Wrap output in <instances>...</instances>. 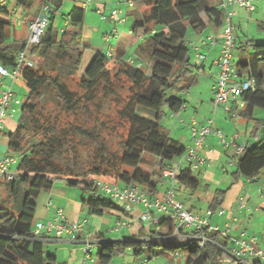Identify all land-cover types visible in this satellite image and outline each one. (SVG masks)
<instances>
[{
    "label": "trees",
    "instance_id": "trees-1",
    "mask_svg": "<svg viewBox=\"0 0 264 264\" xmlns=\"http://www.w3.org/2000/svg\"><path fill=\"white\" fill-rule=\"evenodd\" d=\"M34 1L15 0L24 7ZM46 1L49 25L36 43L4 42L10 22L6 9L0 7V63L9 69L19 65L18 77L27 89L17 127L8 133V147L18 161L17 176L5 182L10 203L0 202V264H56V256L44 250V242L34 236L32 225L36 196L50 189L57 179L66 180L70 186H82L89 193L87 201L91 214H100L103 209H118L110 198L99 193L94 185L96 179L119 186L137 184L145 187L149 194L156 192L153 174L142 168L144 154L157 159L154 174L162 177V170L169 168L187 148L161 124L167 109L173 113L183 109L185 101L176 94L190 87L193 70L201 72L198 64L190 62L185 41L187 28L202 32L208 26L220 27L223 15L219 4L211 5L209 0H134L146 6L142 19L136 20L134 26H150L144 30L137 46L140 54L152 61L150 72L126 61H112L105 53L98 52L79 76L80 25L84 9L72 7L67 13L68 26L58 34L51 20L61 7V0ZM251 45L254 59L264 61V43L252 42ZM20 52L23 57L18 63ZM251 64L235 63L239 72ZM75 75L79 76V91L70 89L67 83ZM252 79L253 86L241 94L246 111L253 107L264 109V74L256 73ZM100 93L117 105L116 112L124 131L118 134L115 150L101 143L96 164L86 167L80 162L69 130H61L59 118L86 103H94ZM137 108L149 112L152 117L140 115ZM257 123L263 138L252 146L245 144L236 160L237 172L247 178L255 177L264 169V121ZM71 129L74 133L90 136L80 126ZM193 172L188 167L181 168L176 183L196 191L200 180ZM224 193L222 189L214 192L212 210L223 201ZM155 227L148 236L151 240L101 242L97 262L109 264L115 255L131 248L134 255L178 253L177 264H239L227 252L234 247L232 238L237 237L203 229L210 241L199 247L189 240L174 242L175 224L168 217H161ZM180 232L185 234L186 230L180 229ZM252 264L263 263L254 260Z\"/></svg>",
    "mask_w": 264,
    "mask_h": 264
},
{
    "label": "crops",
    "instance_id": "crops-1",
    "mask_svg": "<svg viewBox=\"0 0 264 264\" xmlns=\"http://www.w3.org/2000/svg\"><path fill=\"white\" fill-rule=\"evenodd\" d=\"M220 2L221 0H209L211 5H217ZM40 5L41 0H35L28 7L16 4L15 0H6V13L10 25L5 30L4 42L21 44L27 40L29 34L28 24L38 14ZM65 5H67L68 9L62 11ZM74 6L84 9L83 21L86 12L90 11L97 14L103 28V34L112 29H115L118 33L117 37L112 38L107 43L104 42L106 45L102 47L94 44L92 35L94 28L98 29L99 27L87 24L83 27L82 21L80 29L83 37L91 40V46L86 50V45L82 43L80 38V48L82 50L81 64L86 66L88 62L92 61L96 53H105L108 49L112 48V61H126L135 64L144 71H150L152 61L145 54H140L137 48L138 44L142 41L144 30L150 26L147 28L134 26L135 21L142 19L146 10V6L142 1H135L134 6H129L124 0H61V7L51 20V26L57 30L58 34L68 26L67 13ZM111 10H117V18L110 16ZM263 11L264 0H256L253 11L237 7L234 17L236 16L238 22H240L247 13L256 12L261 14ZM117 19H123V21H118ZM61 20L62 26L59 28ZM90 29L93 30V33ZM189 30L190 34H188ZM220 30V27L208 26L202 32H197L189 27L185 34L187 41L192 44H199L202 46L203 51L205 50L206 54H203L204 57L196 61L195 64L201 67V74L213 79L212 83L216 80L219 70L217 60L220 49V38L218 36ZM209 34H215L218 38H216L214 44L204 45V41ZM256 73L257 71L251 65L241 70L238 79H243L246 76L254 78ZM23 85L25 86V83L21 78L17 77L12 81L9 76H0V93L7 86H11L14 99L20 101L19 104L11 103L12 101L9 103L2 128L0 129V159L5 156L16 158V162L11 165V170L14 171H16L18 158L8 147V133L14 131L17 127L22 103L25 99L22 97ZM231 107L237 111L238 115L230 117L222 108H219L214 115L212 126L213 130L217 129L221 131L225 141H222L213 132L206 135L203 140L199 154L204 158V161L200 164L198 170L193 172L194 175L196 174L195 177L200 180L198 189L192 192L176 183L175 197L183 203L186 209L196 215L203 216L205 210L210 207L214 192L217 189L225 190L223 201L217 206V208L224 210L223 214L217 215L214 213L209 218V221L221 228L226 223H230L231 237H238L241 232L245 231L246 235L255 236L259 246L264 247V240H259L257 233L259 232L258 230H264V169L253 178L244 177L237 172V155L234 154L238 145L246 144L247 146H252L263 138V133L261 128H258L257 123L261 120L256 119L255 122L252 121L255 115V107L250 111H246L245 105L241 107L238 105V102H232ZM207 108L209 109L203 113H199V109L196 108L194 114L189 112L186 106L178 113L170 111L173 117H170L169 120L175 119L172 122L171 130H169L170 135H174L173 138L179 140L185 147L192 145L189 124L192 121L198 124H205L209 118L212 104H208ZM149 156L152 158V164L148 166L143 164L142 168L153 174L152 180L156 183V192L154 194L148 193V197L151 200L162 199L169 184L164 177H158L154 174L157 159L151 155ZM186 166L183 164L182 168ZM5 182L6 180L0 176V202L8 204L11 199L8 196ZM259 189H262V191H259ZM88 197L89 193L83 190L82 186H70L66 183V180L57 179L50 189L40 191L35 198L36 208L33 227L37 222L46 223L51 220L58 209L62 211L65 220L82 222L83 224L82 230L78 233V241L75 242L65 237L55 239L52 232L45 233L42 231L46 237L43 241L44 244L47 243L54 246L52 254L56 256L57 260L58 256H61L60 258L65 262L64 264L82 263V247L88 238L94 242L92 255L95 253L93 257L96 262L97 251L101 242L121 241L125 239L151 240L148 237L150 230L156 228L155 224L162 217L154 209H150L149 218L142 220L140 216L142 212L146 211V207L141 203L135 204L129 213H124L121 210V204L114 201L118 209H103L100 214H91L88 211ZM240 201L243 202V207H240ZM124 219H127L126 224H122ZM172 239H174V242H181L178 236L172 237ZM229 245L232 246L233 244L229 243ZM127 251L132 253V264L140 261L148 264L144 254L134 255L131 248L126 249L124 254ZM153 253L150 256L157 254L153 255ZM167 255L169 261L172 255L169 253ZM147 257L149 258V255Z\"/></svg>",
    "mask_w": 264,
    "mask_h": 264
},
{
    "label": "built area",
    "instance_id": "built-area-1",
    "mask_svg": "<svg viewBox=\"0 0 264 264\" xmlns=\"http://www.w3.org/2000/svg\"><path fill=\"white\" fill-rule=\"evenodd\" d=\"M127 5L134 6V0H124ZM256 0H221L219 7L223 10L221 30L219 32L220 49L218 56V75L217 79L212 86V104H213V117L208 118L205 124H198L192 121L189 124L190 137L192 145L186 148L185 152L175 158L172 165L169 168H164L161 172L162 177L168 181V188L162 199L151 200L148 197V192L145 187L137 184H127L119 186L117 184H109L99 179L94 180V185L98 191L114 202L121 204V210L124 213H129L135 204L141 203L146 207V211L141 213L140 218L147 220L149 218V210L154 209L162 217L170 218L174 224L175 236H178L180 240H189L195 243L199 247H203L204 244L210 241L205 232L207 231L217 232L223 236H230L231 224L226 223L222 228L216 224H212L209 218L216 213L222 215L224 210L222 208H216L212 210L207 208L203 216L194 214L186 209L183 203L175 197V184L176 177L182 168V165H187L192 171H197L200 164L203 163L204 158L199 154L201 145L206 135L214 133L222 141L223 135L220 130H213L214 115L218 108H222L230 117L237 116V111L231 107L232 102H238L239 106L244 105V101L241 99V94L250 89L253 86V79L246 76L245 78L238 79L240 72L233 63L232 51L234 48V38L232 34L233 23L232 18L234 16L235 9L237 7H243L248 11L255 9ZM0 7L6 9V0H0ZM117 10H111L110 16L117 18ZM118 20V19H117ZM118 21H123L119 19ZM49 25L48 19V4L46 0L41 2L38 14L28 24V38L27 43H36L39 41L41 34L45 28ZM62 33V30L60 31ZM118 36L115 29H112L102 35L105 43L109 42L112 38ZM215 34H209L204 45H212L218 38ZM200 48L195 47L196 59H202L204 56L199 52ZM113 49H108L105 54L111 58ZM23 52H20L18 57V63L22 60ZM19 66V65H18ZM18 66L15 68H7L0 63V76H9L12 81L18 77ZM13 101L19 104L18 99H14L11 86H7L0 93V129L2 128L6 111L9 107V103ZM244 145H238L234 154L239 155ZM16 162V158L11 156H5L0 159V176L5 180L14 179L17 176V171L11 170V165ZM264 189V188H263ZM262 191V189H259ZM244 204L240 201V207ZM127 219H124L122 224H126ZM82 222L67 221L64 219L63 213L60 209L56 210L54 217L46 223L37 222L33 227V234L35 237L44 241L45 236L42 233H53L55 239H61L63 237L70 241H78V233L82 230ZM180 229L186 230V233H181ZM234 247L232 250L227 251L228 254L239 264H252L254 260L262 261L264 264V247L259 246L258 240L255 236H246L245 231L241 232L237 238H232ZM94 242L91 239H86L85 244L82 247L83 261L81 264H100L96 262L92 255ZM180 254L174 253L171 259L164 264H177V260ZM85 262V263H84ZM135 264H145L144 261H140Z\"/></svg>",
    "mask_w": 264,
    "mask_h": 264
},
{
    "label": "rangeland",
    "instance_id": "rangeland-1",
    "mask_svg": "<svg viewBox=\"0 0 264 264\" xmlns=\"http://www.w3.org/2000/svg\"><path fill=\"white\" fill-rule=\"evenodd\" d=\"M67 5H65L62 11H66ZM236 10V9H235ZM99 22V23H98ZM233 23V38L235 42V46L232 51V61L236 63L238 61L243 62H251L252 66L255 68L258 74H264V61H256L254 56L252 55V42L254 43H264V11L260 13L250 12L243 16V18L238 22V18L233 16L232 18ZM89 26H98L99 28L90 29L92 31L94 44L104 46V40L101 38L103 34V28L100 23V19L97 14L93 12H86L85 19L83 21V27L85 25ZM82 25V24H81ZM80 25V27H81ZM62 26L59 25V28ZM58 28V27H57ZM58 28V29H59ZM221 28V26H220ZM189 29V27H188ZM190 34V30L189 33ZM187 34V36H188ZM80 37L83 44L86 45V50L91 46V40L88 38L83 37V33L80 29ZM186 37V36H185ZM187 45L189 47V57L190 62L195 64L197 59L195 47H199V44H192L191 42L187 41ZM202 54H206L205 50L203 51L202 46H200V50ZM89 62L86 66L83 64L79 65L78 75L80 76L84 73L85 69L88 67ZM149 73L150 71H145ZM75 75L72 78L67 80L68 86L70 89L78 90V81L79 76ZM19 78V77H18ZM217 79V78H216ZM213 79L211 77L205 76L201 74V72L193 70V82L190 87L186 91H180L176 95H178L181 99L185 101L184 106L188 107L189 112L195 113V109H199V113H203L204 111L208 110V104H212L211 98L212 95V86L214 85L215 81L212 83ZM23 98L27 96V89L23 85ZM79 91V90H78ZM13 103V101L11 102ZM206 106V107H205ZM206 108V109H205ZM118 109L117 105L113 101H109L107 98H103L102 94H99L98 99L94 103H86L85 106L79 107L77 111L71 114H64L59 118V125L61 130L68 129L69 134L71 135L74 143L75 149L77 151V155L80 159L82 166L92 167L96 164V158L98 153V148L101 143H104L109 150H115L118 145V137L120 133L124 131L123 122L118 117L116 110ZM219 109V108H218ZM137 112L146 117H152L151 114L147 111L142 110L141 108H137ZM173 116L170 114V111L166 110V115L162 118L161 124L171 130L173 119L169 120V118ZM196 117V116H195ZM213 117V104L212 109H210L209 118ZM177 118V117H176ZM178 119V118H177ZM256 119L264 121V109L255 107V115L253 118V122ZM80 126L86 129L89 133L90 137L85 134H81L79 132L71 131L73 126ZM190 132V130H189ZM174 137V135H172ZM144 164L148 166L152 164V158L144 154ZM196 176V174L194 175ZM106 180H111L108 177H102ZM258 239L264 240V230H258ZM54 246L50 244H44V250L46 252H53ZM95 253H93L94 255ZM61 256H58V260L56 264H64L65 262L61 260ZM145 260L148 264H164L168 262V255L165 252H159L154 256L147 257L144 254ZM133 256L130 251H127L125 254L115 255L109 264H132Z\"/></svg>",
    "mask_w": 264,
    "mask_h": 264
}]
</instances>
